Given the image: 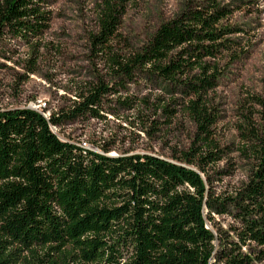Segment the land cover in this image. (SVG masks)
I'll use <instances>...</instances> for the list:
<instances>
[{
    "label": "trees",
    "instance_id": "obj_1",
    "mask_svg": "<svg viewBox=\"0 0 264 264\" xmlns=\"http://www.w3.org/2000/svg\"><path fill=\"white\" fill-rule=\"evenodd\" d=\"M132 0H101L89 34L111 83L94 75L73 93L67 110L45 118L31 109L0 110V264H257L264 262V96L251 98L242 153L247 182L216 196L209 170L225 153L214 136L210 93L223 54L237 57L224 28L229 11L216 0L184 4L137 49L118 48ZM46 0H0V47L6 34L24 43L48 29ZM33 64L32 67H34ZM156 95L125 97L139 81ZM109 99L131 112L129 126L155 136L182 115L193 126L186 150L170 159L93 152L51 130L81 118L118 117ZM136 124V126H135ZM217 174V173H216ZM212 214L229 216L232 239ZM211 226V228L209 226Z\"/></svg>",
    "mask_w": 264,
    "mask_h": 264
},
{
    "label": "rangeland",
    "instance_id": "obj_2",
    "mask_svg": "<svg viewBox=\"0 0 264 264\" xmlns=\"http://www.w3.org/2000/svg\"><path fill=\"white\" fill-rule=\"evenodd\" d=\"M207 1L132 0L119 30L118 48L126 51L141 47L162 23L179 14L184 4L202 5ZM216 1L229 11L223 27L239 30L226 36L235 43L237 57L222 55L220 79L210 93L217 116L214 136L225 155L209 175L216 196H229L247 182L250 174L251 161L242 153L244 119L256 121L258 108L251 98L264 96V0ZM100 3L101 0H46L42 12L49 20L48 29L40 39L27 44L9 34L4 36L0 47V110L31 109L48 118L67 110L75 89L94 75L111 83L107 65L94 56L88 38L96 28ZM123 88L126 92H120L122 99L151 95L153 100L157 94L155 88L148 89L141 80ZM104 109H117L118 117L104 113V119L81 118L51 130L61 141L80 147L86 144L93 152H99L96 145L106 146L111 149L110 156L128 152L170 159L171 154L186 150L192 141L193 126L180 114L169 125L160 119L163 127L152 137L129 126L133 122L131 112L119 110L114 99H109ZM212 217L215 229L234 238L232 229L237 225L233 219L215 214Z\"/></svg>",
    "mask_w": 264,
    "mask_h": 264
},
{
    "label": "built area",
    "instance_id": "obj_3",
    "mask_svg": "<svg viewBox=\"0 0 264 264\" xmlns=\"http://www.w3.org/2000/svg\"><path fill=\"white\" fill-rule=\"evenodd\" d=\"M81 148H86L87 150H89V149L86 147V144H83V147H81Z\"/></svg>",
    "mask_w": 264,
    "mask_h": 264
},
{
    "label": "water",
    "instance_id": "obj_4",
    "mask_svg": "<svg viewBox=\"0 0 264 264\" xmlns=\"http://www.w3.org/2000/svg\"><path fill=\"white\" fill-rule=\"evenodd\" d=\"M111 157H114V156H111Z\"/></svg>",
    "mask_w": 264,
    "mask_h": 264
}]
</instances>
